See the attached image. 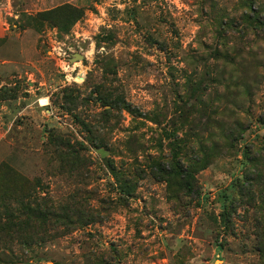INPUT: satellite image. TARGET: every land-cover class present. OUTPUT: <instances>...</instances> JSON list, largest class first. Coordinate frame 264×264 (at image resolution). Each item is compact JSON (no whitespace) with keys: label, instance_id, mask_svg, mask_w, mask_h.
<instances>
[{"label":"rangeland","instance_id":"374dc122","mask_svg":"<svg viewBox=\"0 0 264 264\" xmlns=\"http://www.w3.org/2000/svg\"><path fill=\"white\" fill-rule=\"evenodd\" d=\"M0 264H264V0H0Z\"/></svg>","mask_w":264,"mask_h":264},{"label":"trees","instance_id":"16d2710c","mask_svg":"<svg viewBox=\"0 0 264 264\" xmlns=\"http://www.w3.org/2000/svg\"><path fill=\"white\" fill-rule=\"evenodd\" d=\"M79 19V17L78 18H75L73 21H72V23H74V22H76L77 20ZM53 143H54V145L56 146V147H58V148H61V149H63V150H67L70 154H71V156H73V154H74V149H73V146H71L70 145V143H65V142H61V140H59V139H57V138H55V139H53ZM65 150V151H66ZM73 158V157H72ZM185 190H186V192L187 193H191L192 192V188H191V185H189V184H187V185H185ZM32 214H35V215H37V216H42L43 218H45L47 215H46V212H44V213H40V211L38 210V209H34L33 210V212H32Z\"/></svg>","mask_w":264,"mask_h":264},{"label":"water","instance_id":"95a60500","mask_svg":"<svg viewBox=\"0 0 264 264\" xmlns=\"http://www.w3.org/2000/svg\"><path fill=\"white\" fill-rule=\"evenodd\" d=\"M77 59H81V56H78V58Z\"/></svg>","mask_w":264,"mask_h":264}]
</instances>
